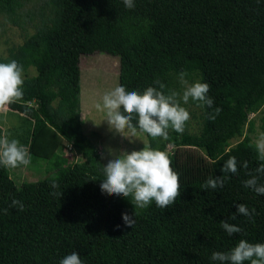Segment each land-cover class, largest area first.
Instances as JSON below:
<instances>
[{
  "label": "trees",
  "instance_id": "obj_1",
  "mask_svg": "<svg viewBox=\"0 0 264 264\" xmlns=\"http://www.w3.org/2000/svg\"><path fill=\"white\" fill-rule=\"evenodd\" d=\"M28 1L0 0V16L25 34L0 57V63L17 61L24 81L23 96L3 107L30 123L29 165L53 166L50 176L17 186L12 168L0 165V247L33 254L41 264H60L73 252L83 264H218L212 254L241 239L264 244V195L244 184L255 176L264 185V172L257 171L264 156L248 136L230 144L244 130L253 132L248 116L255 112L264 133V0H134L132 9L123 0H45L31 33L24 25L33 16L22 11ZM105 34L117 39L118 85L127 91L158 88V79L169 94L181 72L210 85L214 104L199 107L196 133L169 130L167 141L144 133L146 146L166 151L179 175L181 195L166 209L155 201L140 209L131 196L101 192L106 165L80 130L79 58L93 54ZM61 147H72L79 161L68 163L57 153ZM230 157L235 174L222 172ZM210 177H223V187L202 188ZM13 199L23 211L10 207ZM238 204L254 210L251 218L237 214ZM123 214L133 216L132 228ZM221 221L243 233L228 236Z\"/></svg>",
  "mask_w": 264,
  "mask_h": 264
},
{
  "label": "clouds",
  "instance_id": "obj_2",
  "mask_svg": "<svg viewBox=\"0 0 264 264\" xmlns=\"http://www.w3.org/2000/svg\"><path fill=\"white\" fill-rule=\"evenodd\" d=\"M127 9L135 7L134 0H123ZM186 72L179 74V82L182 86V93L171 90L165 94V85L158 79L154 82L157 87L149 86L143 93L137 91H127L124 86L117 85L112 90L102 96V105L97 104V109L106 110V121L109 129L116 133L124 134L130 130L134 136L139 130L146 133L153 139L167 141L169 130L176 133H183L186 123L190 120V113L181 106L188 104L189 100L197 104L198 107L212 108L214 101L207 94L210 85L199 81L190 83ZM23 67L12 60L9 63H0V107L6 106L23 96ZM55 107V103H53ZM122 109V111H121ZM215 114L222 111L215 108ZM215 119V116H210ZM133 120L136 123L133 124ZM256 148L261 156H264V133H261L256 141ZM109 155L113 158L108 160L102 171L105 178L100 184L102 193L108 196L132 197L135 207L143 209L148 207L152 201L158 208L166 209L173 205L181 195L179 175L171 167V159L166 151L152 149L144 146L140 151H121L118 155L109 149ZM31 162V156L26 147L19 144V141L8 138H0V165L5 168L15 169L21 165L27 166ZM247 168V162L243 164ZM237 161L235 157H230L223 165L222 172H237ZM264 172V166L257 169ZM245 187L253 189L258 195H264V185H258L257 177L244 182ZM224 178H208L201 186L204 189L213 190L222 188ZM53 188L58 185L53 184ZM56 195V193H52ZM10 207H17L24 210L21 201L13 199ZM237 214L251 218L254 210L249 212L243 204L236 205ZM7 213V209L3 210ZM123 221L126 227L132 228L135 221L133 216L123 214ZM235 219V215L232 217ZM220 226L228 236L243 233L239 226L221 221ZM211 260L218 264H264V244L250 243L241 239L237 245L228 252H214ZM60 264H83L78 252L66 255L60 260Z\"/></svg>",
  "mask_w": 264,
  "mask_h": 264
},
{
  "label": "rangeland",
  "instance_id": "obj_3",
  "mask_svg": "<svg viewBox=\"0 0 264 264\" xmlns=\"http://www.w3.org/2000/svg\"><path fill=\"white\" fill-rule=\"evenodd\" d=\"M45 0H29L24 4L23 12L30 11L32 20L26 21L24 27L31 33L34 21H36L39 7L44 6ZM29 28V29H28ZM28 32V33H29ZM24 32L18 26H12L0 16V57L6 56L7 49L22 42ZM104 66V67H103ZM113 66V67H112ZM79 120L80 130L95 145L102 162L106 165L113 157L109 155L111 149L118 155L121 151H140L147 145V138L144 133L137 130L133 136L130 130H126L122 136L109 129L106 121V110L97 109L96 105H102V96L118 85V42L117 39L108 34L100 39L97 50L91 55H81L79 58ZM29 75L35 74L34 69L28 71ZM194 78V77H193ZM194 78L192 82H197ZM177 92L183 91L177 80ZM190 113V120L186 123L185 129L188 132L196 133L200 127V109L191 99L188 104H183ZM260 112H255L248 116L253 121V132L244 130L243 136L230 141L231 145L248 136L256 146V141L261 132L259 130ZM0 128L2 137H7L9 141L15 139L25 147L30 132L28 119L16 112L8 110L6 107L0 109ZM246 129V128H245ZM57 153L65 157L68 163L79 161V154L72 147H61ZM53 161L35 160L31 165L12 169L10 177L19 186L22 182H32L50 176ZM0 264H41V258L25 252H13L12 250L0 247Z\"/></svg>",
  "mask_w": 264,
  "mask_h": 264
},
{
  "label": "crops",
  "instance_id": "obj_4",
  "mask_svg": "<svg viewBox=\"0 0 264 264\" xmlns=\"http://www.w3.org/2000/svg\"><path fill=\"white\" fill-rule=\"evenodd\" d=\"M1 109V108H0Z\"/></svg>",
  "mask_w": 264,
  "mask_h": 264
}]
</instances>
